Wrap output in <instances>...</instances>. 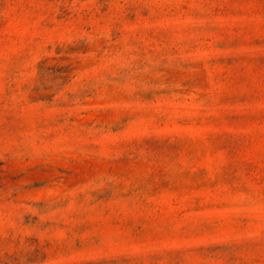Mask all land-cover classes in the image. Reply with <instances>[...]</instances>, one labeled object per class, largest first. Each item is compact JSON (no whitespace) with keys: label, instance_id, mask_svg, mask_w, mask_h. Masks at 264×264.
Segmentation results:
<instances>
[{"label":"rangeland","instance_id":"rangeland-1","mask_svg":"<svg viewBox=\"0 0 264 264\" xmlns=\"http://www.w3.org/2000/svg\"><path fill=\"white\" fill-rule=\"evenodd\" d=\"M0 264H264V0H0Z\"/></svg>","mask_w":264,"mask_h":264}]
</instances>
